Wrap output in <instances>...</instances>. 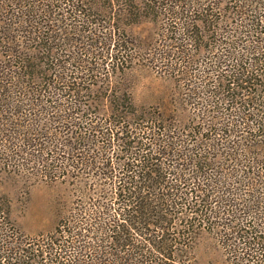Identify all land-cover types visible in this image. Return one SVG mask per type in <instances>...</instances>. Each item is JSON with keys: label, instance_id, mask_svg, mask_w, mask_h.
<instances>
[{"label": "trees", "instance_id": "1", "mask_svg": "<svg viewBox=\"0 0 264 264\" xmlns=\"http://www.w3.org/2000/svg\"><path fill=\"white\" fill-rule=\"evenodd\" d=\"M239 1L241 14L257 4L264 11V1L257 0L256 5L253 0ZM58 2L52 9L44 8L46 19L63 4L66 7L61 9L67 12L81 10L72 0ZM133 2L119 0L118 4L127 6L129 15L159 22L172 34L170 40L189 39L200 46L205 38L191 23L195 8L204 0H145V4L139 0L137 8ZM105 3L110 5L109 0ZM26 9L23 15L28 21L32 8ZM212 15L205 11L198 21L209 26ZM48 23H42L44 31L32 33L57 39ZM257 33L263 38L255 40L254 50L236 54L230 44L217 61L195 76L191 63L197 60L181 57L187 91L180 90L178 103L195 106L197 122L203 123L198 130L183 126L180 131L167 109L158 116L138 118L137 113L128 112L127 89L109 94L106 113L86 107L79 99L86 90L72 86L71 77L52 76L54 68L47 69L49 63L39 58L21 57L18 64L0 69V166L14 163L21 169L37 168L46 179L57 180L69 165L78 169L76 182L82 187L87 173L109 181L107 194L99 189L102 202L79 208L71 202L56 230L36 237L21 233L12 219L10 200L0 195V264H193V258L184 257L193 241L190 233L200 223L209 224L215 232L225 249L226 264H264V36L262 30ZM91 38L80 43L92 44ZM93 39L98 43V37ZM118 40L113 45L124 52L121 35ZM107 52L111 60L118 58L109 47ZM78 61V66L90 71L87 74L104 69L103 61L94 67L89 60L87 65ZM52 63L60 66L58 61ZM259 75L262 83L255 82ZM249 84L256 87L253 92L248 91ZM25 110L29 113L24 115ZM138 119L143 121L139 128L125 129V123L132 126ZM49 120L62 129H43ZM113 146L125 148L126 155L118 158L108 153ZM216 150H221L218 158L213 154ZM94 167L107 171L94 174ZM179 220L187 230L172 232Z\"/></svg>", "mask_w": 264, "mask_h": 264}, {"label": "rangeland", "instance_id": "2", "mask_svg": "<svg viewBox=\"0 0 264 264\" xmlns=\"http://www.w3.org/2000/svg\"><path fill=\"white\" fill-rule=\"evenodd\" d=\"M58 1L28 0V3L21 0H0V69L10 63L18 64L21 57L39 58L49 63L46 65L47 69L52 70L54 68L52 76L55 77L56 74L61 73L65 78L71 77L74 81L72 86L79 85L86 90L79 96L86 107H96L97 110L106 113L111 103L109 94L114 90L127 89V93L130 95L128 112L137 113L138 118L144 119L146 114L158 116L160 110L162 112V109H167L171 111L170 114L168 113V118H172V122L177 124L176 127L181 128L180 131H182L183 126L187 128L192 126L198 130L203 124L200 121L197 122L199 119L195 114L198 111L195 110L193 104L191 109L189 105L178 103L180 90L182 89V92L187 91L184 90L187 85L184 86L182 81V73L185 69L181 63V57L185 55L197 60V62L191 63L192 67L196 69L192 72V75L195 76V74L202 73L205 67L208 68L211 62L217 61L230 44L235 46L236 54L249 53L257 45L255 40L263 38L259 37L262 35L257 32L262 30L264 36V11L257 4L258 1L263 2L264 0H253L254 4L257 5L253 9H249L246 14L239 12V10H244L239 7L241 4L239 0H204L203 5L195 8L198 11L193 13V18H191V23L195 24V32L205 36L200 41V46L189 39L170 40L168 36H172V34L163 30L159 22L151 18L140 17L136 13L129 15L127 6L118 4L119 0H109L110 5L105 3L107 0H104V4H106L104 6L103 0H72L79 4L80 11L67 12L65 9H61L66 7V4H63L59 8L56 7L55 13H48L47 16H50V19H46L45 12H43L44 8L52 9L59 3ZM138 1L132 3L136 8L139 6ZM143 4H145V0H143ZM38 5L39 9L37 10ZM26 7L32 8L28 11L31 14L27 18L28 21L23 15L27 10ZM231 10L235 11L236 14ZM205 11L213 14L208 17L212 24L203 27L198 20L203 18ZM71 14L76 17L78 22L71 21ZM261 15L263 18L258 19ZM52 18L57 19V22ZM45 21H49L48 24L57 34V39L45 37V39H49L45 42L44 38H38L32 33L35 30L37 33L41 30L44 31L42 23ZM165 22L168 21L165 20ZM39 23L40 27H37ZM249 24L252 26L250 30H247L246 27ZM53 25L54 27H52ZM119 35H121V43L123 42L127 51L120 52L116 49L117 47H114L113 42H119ZM94 36L98 37L97 46L94 44ZM89 37H92L89 41L92 44L80 43V41L88 40ZM99 40L101 41L99 42ZM108 47L118 58L111 60L107 57ZM112 48L114 50H111ZM168 52L170 55H167ZM168 56L170 57L167 58ZM78 59L86 65L88 60L91 61L92 67L98 66L97 61H103V65H101L104 69L101 68L87 74L90 71L83 70L84 67L78 66ZM53 60L58 61L60 66L57 67L52 63ZM175 66L180 67V69H173ZM66 67L74 68L75 72H67ZM50 76L46 75L45 77L49 78ZM2 77L3 75L0 73L1 80ZM142 79L147 81L145 85L147 94L143 96L142 102H136V85ZM257 79L255 82H263L260 75ZM63 84L65 85L64 82L60 83V85ZM255 88V86L250 85L249 90L248 88L247 90L253 92ZM198 101L201 104L202 100L198 99ZM143 111H145L144 114H142ZM25 113H29V110H25L24 115ZM52 114L57 115L55 112ZM187 120L194 121V123H189ZM52 121H45L48 124H45L43 129L51 128L59 131L61 125L54 124ZM134 121L136 123L132 126L125 123V129L139 128V125L143 123L139 119ZM25 123L27 122L25 121ZM252 132L255 131L251 130ZM64 134L62 136H65ZM92 146L93 144H91ZM96 152L97 150H94L92 153ZM220 152L221 150H216L213 153L215 154L214 157L218 158ZM256 152L260 153L261 150L256 149ZM262 152L264 153V149ZM108 153L120 158L126 155V149L113 146ZM102 166L103 164H100V167ZM93 169L95 170L94 174L97 171H107L97 167ZM86 172L93 173L91 170ZM63 173L65 175H60L57 180H52L46 179L37 171V168L21 169L14 163L0 166V195L10 200L12 219L21 233L28 237L47 235L56 230L58 222L63 220L62 215L72 205L71 202H74L72 207L79 208L82 205L89 207L103 201L99 189L104 191L108 186V180L93 177L87 173L84 175L86 176L85 186L82 187L81 182H76L75 174L79 173L77 168L74 169L67 165ZM102 193L105 194L106 192ZM181 223L179 220L171 231L187 230L180 226ZM208 225L207 223H200L196 226V230L190 233L193 241L188 247L187 257H184V260L191 257L194 259L193 264H226L225 249L222 248L215 232L210 230Z\"/></svg>", "mask_w": 264, "mask_h": 264}, {"label": "clouds", "instance_id": "3", "mask_svg": "<svg viewBox=\"0 0 264 264\" xmlns=\"http://www.w3.org/2000/svg\"><path fill=\"white\" fill-rule=\"evenodd\" d=\"M146 80H140V82L136 85V93H135V100L136 102H142L143 96L147 94L146 92Z\"/></svg>", "mask_w": 264, "mask_h": 264}]
</instances>
